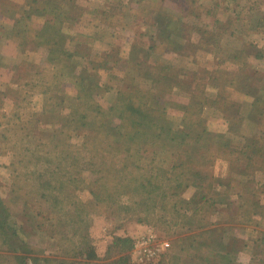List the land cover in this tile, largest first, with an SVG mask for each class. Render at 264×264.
<instances>
[{"label": "rangeland", "instance_id": "rangeland-1", "mask_svg": "<svg viewBox=\"0 0 264 264\" xmlns=\"http://www.w3.org/2000/svg\"><path fill=\"white\" fill-rule=\"evenodd\" d=\"M0 264H264V0H0Z\"/></svg>", "mask_w": 264, "mask_h": 264}, {"label": "trees", "instance_id": "trees-1", "mask_svg": "<svg viewBox=\"0 0 264 264\" xmlns=\"http://www.w3.org/2000/svg\"><path fill=\"white\" fill-rule=\"evenodd\" d=\"M123 105L125 107H127V105H128L130 108L132 106L134 108L133 112H137L136 111L137 107H135V105H134V103L132 101L127 102L125 104L123 103ZM140 106H142L141 103L138 106L139 109H140ZM101 108L99 109L98 113L103 116L104 120H103L102 124L99 126V128L104 127V133L106 135H114L117 132V130L118 131H122L124 133V137L121 138L122 140H120V141L129 142L130 145H133V142L129 140L130 138L128 137V135L131 132L139 134L141 132V130H142V128L140 126L142 121L139 122L138 121L139 120L138 117L132 119V117L135 115V113L131 114V116H128V115H130V114H128V112H129L128 107L126 109L120 108L118 113L112 114V115L109 114L110 113L109 111L102 110ZM112 108L114 109L115 106L112 107ZM113 115H114V118L112 117ZM129 117L131 118V120H129ZM147 117H149V116L147 115ZM84 118H86L84 114H79L77 117L73 118L72 121H76L78 119L80 121L82 120L83 124H86L87 121H86V119H85V121H83ZM107 120H110V122L109 123L106 122ZM119 120L121 121L120 123H118ZM108 125H110V127ZM152 125H153V123H149L148 125H144V126H147V128H149ZM166 128L167 127H165V126L162 127L163 130H165ZM151 131H152V129H150L148 132L150 133ZM1 223H2V228L1 229L3 230V231L1 230V233H2V235L4 237H7V232L4 229L5 228V225H4L5 223H3V222H1ZM14 234H16V232ZM25 258H27V257L26 256L23 257L24 260H25Z\"/></svg>", "mask_w": 264, "mask_h": 264}]
</instances>
